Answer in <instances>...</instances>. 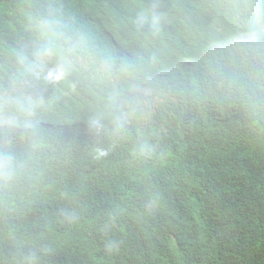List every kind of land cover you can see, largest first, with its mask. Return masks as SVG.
I'll list each match as a JSON object with an SVG mask.
<instances>
[{"label":"trees","instance_id":"1","mask_svg":"<svg viewBox=\"0 0 264 264\" xmlns=\"http://www.w3.org/2000/svg\"><path fill=\"white\" fill-rule=\"evenodd\" d=\"M0 264H264V0H0Z\"/></svg>","mask_w":264,"mask_h":264},{"label":"clouds","instance_id":"2","mask_svg":"<svg viewBox=\"0 0 264 264\" xmlns=\"http://www.w3.org/2000/svg\"><path fill=\"white\" fill-rule=\"evenodd\" d=\"M51 75H52L51 73L48 75L49 79L51 78ZM62 75H63V72H60L55 78L60 79Z\"/></svg>","mask_w":264,"mask_h":264}]
</instances>
